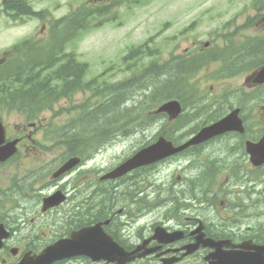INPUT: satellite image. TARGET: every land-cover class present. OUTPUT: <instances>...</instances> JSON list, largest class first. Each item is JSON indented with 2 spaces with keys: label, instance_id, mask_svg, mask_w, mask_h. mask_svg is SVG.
Here are the masks:
<instances>
[{
  "label": "flooded vegetation",
  "instance_id": "af4514ba",
  "mask_svg": "<svg viewBox=\"0 0 264 264\" xmlns=\"http://www.w3.org/2000/svg\"><path fill=\"white\" fill-rule=\"evenodd\" d=\"M30 2L0 0V8L16 11L30 7ZM248 82L252 89L253 83ZM203 91V97H211L198 102L203 106L181 101L184 110L177 118L162 117L168 120L167 135L174 146L186 144L236 108L243 131L227 130L204 138L119 181L102 180L94 165L88 167L89 142L87 149L75 154L81 158L79 165L55 177L65 159L49 161L44 156L42 143H35L42 126L20 121L11 130L10 122L3 120L5 138L0 146L16 140L17 150L0 160V264H19L49 244L100 223L127 250L145 252L135 263L214 264L220 254H248L253 245L264 244V162L248 151L249 143L263 138L264 114L255 113L264 106L256 108L255 99L241 100L237 90L233 96L229 90L214 93V87ZM160 125L159 121L155 128L162 129ZM17 159L15 168L20 171L9 172ZM166 163L167 180L159 176V167ZM120 183L123 187L116 195ZM159 183L167 188L165 199H160ZM54 192L64 200L45 211L43 200ZM119 202L122 207L117 210ZM32 212L35 215L29 217Z\"/></svg>",
  "mask_w": 264,
  "mask_h": 264
},
{
  "label": "rangeland",
  "instance_id": "374dc122",
  "mask_svg": "<svg viewBox=\"0 0 264 264\" xmlns=\"http://www.w3.org/2000/svg\"><path fill=\"white\" fill-rule=\"evenodd\" d=\"M115 1L31 0L30 5L32 3L36 11L42 10L39 12L41 17L39 14L30 16L23 11L14 12L15 16L12 19L0 8V60L4 57V50L24 40L46 41V36L49 38L50 28L54 24L52 22L80 6L87 4L93 7L95 4L100 6L106 4L111 11L105 17L98 18L105 19L100 26L84 30L66 46L67 53L71 52L80 63L89 65L86 80L90 81L94 78V86L89 87L84 93L63 99L56 106L57 116L48 120V124L42 125L43 128L47 127L48 132L35 136V143H42V148L47 152L43 154L48 158L65 155L67 146L61 143V136L58 134L57 137L59 145H55L52 141L55 137L53 128L66 124L68 120L74 118L76 106L92 103L94 121L97 118L105 121L112 117L109 110L112 97L120 95L123 98L121 107L123 104L137 105L142 99L140 95L149 92L135 94L133 99H130L131 94L136 90L139 91L140 83L148 81L153 83L156 80L150 72L152 69L147 68L148 72L145 73L144 66H161L168 60L174 61L189 56L205 48L207 43L217 48L224 46L227 41L240 43L245 38L264 36V0H142L138 4L125 1L118 5L114 4ZM142 45L146 47V51L149 49L146 52L147 56L139 61L127 59L129 49ZM253 59L252 56L247 60ZM218 67V63L215 62L197 74L199 87H207V90L209 87H214V93L246 87L245 79L250 70L232 77L219 78L215 72ZM165 77H160L149 87L157 86L165 80ZM160 92H167V89ZM259 95L263 99L264 94ZM1 104L5 105L0 98ZM97 111L102 112L103 115L98 117ZM150 111L147 106H143L137 112L131 109L130 112H135L133 120H127L124 128L111 127L113 132L102 150L97 151L100 149L98 146L96 151L92 152L89 165H94L95 172L119 163L137 147L156 137L160 129L152 128V121L143 122L142 125L137 124L139 120L146 121ZM1 115L12 126L15 123L19 125L22 120L19 111L2 107H0ZM44 116L52 117V114L45 112L40 117ZM103 124L102 122L100 125L104 126ZM100 125L97 129L101 128ZM87 127L88 124H85L84 128ZM117 136L120 138L118 139ZM93 137L94 140L98 138L96 135ZM99 144L95 143L96 146ZM15 166H18V159L14 164H10L9 172L12 169L19 172L20 167L16 169ZM164 167L160 168L162 169L159 173L160 177L163 170L165 176L169 175V170ZM8 169L3 168L5 172L1 170V173L5 176ZM120 206L121 202L118 203L117 209ZM34 215L35 213L32 212L29 217ZM78 264L87 263L78 262Z\"/></svg>",
  "mask_w": 264,
  "mask_h": 264
},
{
  "label": "trees",
  "instance_id": "16d2710c",
  "mask_svg": "<svg viewBox=\"0 0 264 264\" xmlns=\"http://www.w3.org/2000/svg\"><path fill=\"white\" fill-rule=\"evenodd\" d=\"M125 1L139 3L142 0H116L114 4L118 5L120 2ZM27 11L29 14H39L31 9ZM109 12L111 11L107 5L80 7L68 16L57 19L54 22L52 31L49 34L50 39L39 42L34 39H28L7 51L5 55L8 61L0 66V93L2 95L4 93L12 95L4 94V98L9 101V104H12L11 106L14 109H32L40 112L43 109L52 108L54 101H47L45 105L40 104L41 88L39 87H62L63 96L71 93L76 87H83V76L86 65L75 64L74 57L65 53L66 44L74 39L79 32H83L85 29L93 26V24L95 27L100 26L105 19L101 20L98 18L105 17ZM263 43L257 42V45L248 48V55L237 57L235 61H247L252 56L255 58L263 55ZM174 72L181 73L179 70H158L155 76L156 80L166 76L165 80L155 87L149 86H152L156 80L153 83L148 82L141 85L139 91L136 90L131 94L130 99H133L135 94H141L144 91L153 94L164 90L167 78L173 77ZM176 84L179 86L178 82ZM45 93H50V91L46 90ZM144 95L143 93L140 97ZM112 98V105L109 110H111V119L113 120L123 115L129 107L127 106L128 104L120 106L123 101L120 95ZM29 100L36 103L33 104ZM97 115L101 117L100 115L103 114L97 111ZM111 119H108L107 122ZM99 120L101 119L97 118L94 121L92 116L91 120L77 124V131L76 123L73 126H67L63 129V138L65 136L70 144L77 145L80 142L79 132L84 125L94 123L97 127L101 124Z\"/></svg>",
  "mask_w": 264,
  "mask_h": 264
},
{
  "label": "water",
  "instance_id": "95a60500",
  "mask_svg": "<svg viewBox=\"0 0 264 264\" xmlns=\"http://www.w3.org/2000/svg\"><path fill=\"white\" fill-rule=\"evenodd\" d=\"M257 80L263 81L264 80V67L259 72L257 76ZM178 101H170L165 103L160 107V110L170 111L177 113L180 110ZM237 112H235L236 114ZM233 116V114H232ZM228 123H232L231 119L225 118L221 122L217 123L212 128V134H216L219 132L224 131L227 127ZM211 135V134H209ZM208 135V136H209ZM171 144L166 142L164 139H160L156 144L145 148L138 152L133 158L128 160L126 163L121 164L118 168H116L110 176L115 177L122 175L129 170L140 166L142 164H147L150 162H154L159 160L171 153ZM74 160H70L65 164V166L59 171V173L63 172L66 169H69L73 164ZM79 238V239H78ZM89 237L85 235V233H81L76 236L74 239H70L66 242H58L53 246L48 247L42 254H40L36 259H31L26 263L22 262L21 264H47L52 262L53 260L60 259L65 255L70 254H82L87 253L89 254ZM95 246L94 251H98L103 255L107 256L110 260H120L125 262L126 260H130L135 257L133 254H124L118 250L117 246H111L108 243L104 242L100 238L94 240Z\"/></svg>",
  "mask_w": 264,
  "mask_h": 264
}]
</instances>
